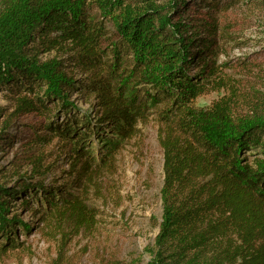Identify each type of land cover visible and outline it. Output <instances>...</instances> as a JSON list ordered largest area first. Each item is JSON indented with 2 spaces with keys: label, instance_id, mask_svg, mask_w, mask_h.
<instances>
[{
  "label": "trees",
  "instance_id": "16d2710c",
  "mask_svg": "<svg viewBox=\"0 0 264 264\" xmlns=\"http://www.w3.org/2000/svg\"><path fill=\"white\" fill-rule=\"evenodd\" d=\"M240 1L0 0V92H10L14 101L9 113L0 104V142H12L6 130L14 117L45 116L32 126L35 143L49 144L59 135L72 144L69 173L84 187L110 159L97 164L82 150L81 137L70 141L80 124L73 129L72 120L61 125L47 119L54 112L47 100H62L58 93L75 87L68 68L87 73L101 124L122 138H131L146 118L148 100L174 105L158 117L163 213L146 264H264V169L246 161L264 149V112L237 113L233 89L207 107L194 104L231 87L218 58L231 31L226 14ZM262 2L245 0L258 9ZM52 50L66 61L39 59ZM142 85L147 97L138 100ZM22 194L0 184V234L8 237L0 254L19 247L9 235L16 219L4 213ZM30 202L24 198L22 205ZM61 204L83 223L94 217L76 195Z\"/></svg>",
  "mask_w": 264,
  "mask_h": 264
},
{
  "label": "rangeland",
  "instance_id": "374dc122",
  "mask_svg": "<svg viewBox=\"0 0 264 264\" xmlns=\"http://www.w3.org/2000/svg\"><path fill=\"white\" fill-rule=\"evenodd\" d=\"M240 2L226 14L232 22L231 31L225 39V52L218 58L231 87L198 97L194 102L197 107H207L224 94H232L233 89L237 113L264 112V5L258 9L247 6L245 0ZM106 26L114 29L111 21L107 20ZM65 56L52 50L40 54L39 59L66 61ZM72 69L75 87L63 96L58 93L62 100H47V106L54 109L47 119L61 125L72 120L73 129L80 124L70 141L81 137L82 150L93 162H110L84 187L80 181L73 183L68 154L74 146L59 135L49 144L35 143L32 126L45 122V116L14 117L6 130L12 142H0V184L23 192L4 213L9 221L16 219L9 235H15L20 244L18 249L0 254V264H146L163 213L164 154L158 139V117L172 104L148 100L146 118L139 121L131 138H122L101 124L87 73L68 68ZM142 86L138 100L147 97L148 86ZM149 91L155 94V90ZM0 104L6 113L14 110L10 92H0ZM2 129L0 124V134ZM258 150L246 155V161L264 169V149ZM25 182L30 187L24 186ZM42 185L50 192L40 188ZM35 186H39L37 191ZM72 195L82 198L93 219L83 223L64 210L62 198ZM24 198H31L30 204L23 206ZM7 238L0 234V243Z\"/></svg>",
  "mask_w": 264,
  "mask_h": 264
}]
</instances>
